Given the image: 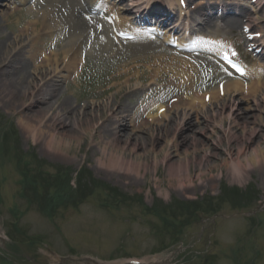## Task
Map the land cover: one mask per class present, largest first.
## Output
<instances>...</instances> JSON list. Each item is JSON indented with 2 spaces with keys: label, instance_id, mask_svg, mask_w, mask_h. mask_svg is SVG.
I'll return each mask as SVG.
<instances>
[{
  "label": "rangeland",
  "instance_id": "374dc122",
  "mask_svg": "<svg viewBox=\"0 0 264 264\" xmlns=\"http://www.w3.org/2000/svg\"><path fill=\"white\" fill-rule=\"evenodd\" d=\"M0 18L2 44L5 38L7 43L12 41L27 22L35 21L36 13L21 6ZM35 31L40 34L37 47L59 52L63 37L56 39L44 34L40 24H36ZM32 34L35 35L34 31ZM158 42L106 50L97 41L92 51L83 55L76 75L65 82L58 75L59 101L66 100L72 108H78L83 118L80 123L70 116L67 120L61 117L68 128L57 129L56 133L63 130L65 136L51 149L46 147L44 140L48 129L56 126L48 121L49 115L39 112L40 103L28 106L35 97L30 99L27 95L19 96L8 89H0V138L3 136L6 140H0L3 149L0 152V235L5 239H0V264H6V260L1 261L5 258L7 264H94L93 261L116 264L132 259L148 263L153 258L163 261L168 256L171 264H264V160L245 170L240 177L232 175L228 169V153L235 157L240 142H244L249 151L251 146H263L264 103L256 108L251 105L249 96V103L240 104L250 107L244 112L245 122L232 123L224 112L221 124L212 104L207 108L208 114L215 115L209 121L202 119L200 113L193 119V133L191 128L184 131L191 133L195 139L193 143L188 140L184 143L178 137L176 147L168 145L173 133L175 135L172 120L181 116V109L185 107L182 95L191 98V94L197 93L202 96L214 89L221 79H230L232 74L214 61L183 57L182 54L177 57ZM14 46L17 43L14 42ZM10 47L12 49L13 42ZM186 59L190 60L191 64L187 65L193 75L188 74L190 69L183 65ZM246 62L250 65L249 59ZM154 72L157 75L151 83ZM176 96L180 99L177 111L171 108L166 120L151 125L153 116L158 113L157 107L172 104L169 99ZM261 97L264 95H258V99ZM107 101L115 109L120 105L128 106L125 114L128 119L134 118L124 129L128 137L120 135L121 140L111 142V147L126 160L141 163L139 173L97 162L102 156L99 139L107 141L108 137L103 130L100 132L101 116L109 118L111 114L109 109H101L106 107L97 105ZM149 102L153 103L151 111L145 105ZM256 116H260L259 119ZM27 122L35 123L43 132L32 138ZM249 126L257 127L254 140L249 142L245 137L237 141L234 136L241 138ZM100 133L102 137H98ZM249 151L246 154L251 153ZM20 156L32 163L28 167L31 182L23 185L19 180L23 177L21 170L26 168L18 162ZM181 160L189 162V173L170 175L169 165ZM37 166H41V170H36ZM80 168L112 189H101L84 181L89 183V188L77 190L75 176ZM65 174L72 178L69 182L71 196L64 201L57 196L52 198L54 190L49 186L47 200L51 201V206L43 210L46 202L40 207V199L32 192L33 177L43 194L46 190H42V184H52ZM223 187L242 190L245 196L257 199L246 209H236L228 197L216 198ZM211 197L212 203L223 207L222 211L214 217L202 211L203 218L186 226L182 236L183 250L177 256L172 257L171 251L178 249L180 243L160 250L163 237L153 233L160 222L150 212H145L144 206L152 211L158 203L205 202ZM247 209L253 213H248ZM185 217L192 221L188 215ZM31 239L35 241L29 245ZM13 243L18 244L19 251L11 250ZM3 244L5 250L1 247ZM179 257L183 258L182 262Z\"/></svg>",
  "mask_w": 264,
  "mask_h": 264
},
{
  "label": "bare ground",
  "instance_id": "6f19581e",
  "mask_svg": "<svg viewBox=\"0 0 264 264\" xmlns=\"http://www.w3.org/2000/svg\"><path fill=\"white\" fill-rule=\"evenodd\" d=\"M150 1L151 0H146V2ZM171 1H168L169 6L175 7V4L173 5ZM174 3L180 8L177 0ZM23 5L31 12H34L37 9V13L40 12V19L30 23L27 22L28 24L19 30V33L12 39V41L7 43V40H5L6 38L2 40L4 42L0 44V89H8L10 93H17L19 96L27 95L30 99L35 97V100L28 106H32L34 102L38 104L40 103V106L38 107L39 112L43 113V116L49 115L48 121H51L56 126L48 129L49 134L44 140L46 147L51 149L53 144L62 141V138L65 136L63 130L68 128V125L66 126L65 122L62 121V118L67 120L70 116L72 120L74 119L76 122L80 123L82 120L81 118H83L81 117L82 114H80L78 108H72V105L66 100L59 101L58 95L61 92V87L58 86L56 83L57 80L54 77L63 73V75H61L62 80H67L76 75L80 68L83 55L92 51L97 37L100 38L101 43L106 48L110 49L116 45V43H122V40L115 37L108 23L104 20L105 18L91 16L92 11H104L110 7V10H114V6H109V3L106 0H11L10 3H4V6H7L10 10H15ZM147 6L149 8L146 7L143 8V10L156 9L153 5V0ZM195 8H200L201 10H198V30L212 31L199 33L195 28L198 34L188 36L187 44H184L186 43V38L184 37L175 41L174 44L182 45L185 49L190 48V50L193 51L198 50L201 52L202 57L206 59H212L210 57L211 54H218V50L221 47L215 45L216 41L223 46L230 44L226 39H232V37L224 39L222 33H233L237 28V25L240 27L243 24L247 27H252V29L255 30H251L250 32L252 33L258 31L264 34V2H262V0H254L253 3H250L249 5H245L243 2L238 3L237 0H209L208 3H206L205 0H200L199 5ZM164 9H162V13H166ZM189 9L190 7L188 10ZM138 10L140 9L138 8ZM143 10L140 12H143ZM214 10H216V12H222L219 16L222 25L217 24L216 17L213 16ZM257 10L260 14L254 21L250 14L256 15ZM251 11H253V13H251ZM192 12L195 13L194 10ZM106 13L107 11L102 12V14ZM225 14H229V16ZM118 16L119 21L116 25L119 28L121 25L127 26L126 21H128V19H125L119 14ZM36 24H40L43 30L53 36V38H59L62 36L66 38L60 50L62 58L58 57V52L45 51L41 49V47H37L40 43V34L35 31ZM175 27L176 24L172 26L173 29H175ZM143 28L144 27H140V29ZM140 29H137L136 27L134 30L137 35L141 36V38L137 39L135 42H148V36L150 33ZM30 31H34L35 35L32 34L33 36H31ZM170 39H172L170 36L164 38L165 41H169ZM175 39L176 38H174V40ZM20 41L26 42L23 43ZM12 42L13 47L10 49ZM14 42L17 43L16 47L14 46ZM7 49L8 53L5 54ZM36 59L37 61L35 62ZM183 65L185 67L187 63L184 62ZM156 75L157 74L154 72L152 78L153 76L155 78ZM246 78H248V81ZM128 79L129 78H127L125 82H127ZM37 81L39 82L37 83ZM154 81L155 79H153L152 82ZM180 83L182 84L184 81L181 79ZM205 94L209 95L208 102L205 101ZM262 94L264 95V66L259 62H253L252 65L246 66L244 76H236L231 80H227L222 88L208 90V92L204 93L202 96L197 95V93L191 94V98L182 95V104H184L185 107H182V111L180 110L181 116L176 117V120H172V132H175V135L173 133L172 139L169 140L168 145L172 144L176 147L178 145V137L181 138L184 143L187 140L193 143L195 139H193L191 133H193L194 129L191 127H194L193 119H195L200 113L202 119L204 118V120L207 121H209L208 119H211L215 114H218L220 116V124L222 123V114L224 112L226 118L228 120L231 119L232 123H236L239 120L245 122L247 116L244 112L250 110V107H241L240 104L243 102L249 103L247 98L251 96V105L258 108L260 104L264 103L263 97L258 99V95ZM225 98H227V100ZM179 103L180 100L174 103L176 111ZM212 104L215 105L214 108L216 109V112H214L215 114L212 113V115H210L208 114L207 108ZM97 106L106 107L101 109H109V114L111 113L109 118L101 116L103 122L100 126V132L103 130L105 134H108V137L107 141L104 138L99 139L102 146L100 150L102 156L97 160L98 164H107V166H111L115 169H123L125 171L139 173L141 170V163L126 160L122 154L115 152L113 147H111V142L114 141L116 143L117 140H121L120 135L124 137L126 136L124 129L131 125L130 121H133L134 119L133 117L128 119V115L125 114L128 111V106L120 105L116 109L113 107V109L109 101ZM146 109L151 111L153 109V103L146 105ZM57 110L62 114L61 116L57 114ZM161 117L166 120L168 112H163ZM259 117L260 116H256V119H259ZM39 121L41 120H37V122ZM158 121V116L154 115L151 125L157 124ZM114 124L115 126H112ZM26 125L32 133V138H36L39 132H43L42 129L39 130V127L36 128L35 123L31 125L27 122ZM242 126L246 129L244 123ZM59 127L63 130L56 133ZM190 128L192 130H190L191 133L185 134L184 131L189 130ZM256 135L257 127L249 126L247 133L241 135V138L240 136L234 137L237 141L243 140V138L246 137L249 142H252ZM98 137H102V133H100ZM257 143L259 144V142ZM239 147L240 148L237 150L235 157H233L231 153H228L230 158L228 162L229 172L237 177H240L248 168L257 165L258 162L264 160V144L262 147L259 145L251 146V153L248 154L246 153L249 151V148L247 145H244V142H240ZM187 160H181L178 163L170 164L168 169L169 174L176 176L188 174L189 162ZM95 264L109 263L96 262Z\"/></svg>",
  "mask_w": 264,
  "mask_h": 264
},
{
  "label": "trees",
  "instance_id": "16d2710c",
  "mask_svg": "<svg viewBox=\"0 0 264 264\" xmlns=\"http://www.w3.org/2000/svg\"><path fill=\"white\" fill-rule=\"evenodd\" d=\"M5 140V137H4ZM63 172V171H62ZM60 173V172H59ZM28 173L24 174V183H28L29 181L31 182V176H27ZM36 179L35 177H33L32 179V192L33 194L40 199V204L39 206L41 207V205H43L44 202H46L45 205H43V210H46V207L51 206V201H48L47 198L49 197V192L48 187H52L54 190V194H51L52 198L57 196L58 198H60L61 200L64 201V199H68L69 197L67 196H71L72 192V188L69 185V177L68 174H65L64 176H61L60 178L55 179V181H53V183L51 184L50 182H47L46 184H42V190H46L43 194H41V192L38 190V185H35ZM92 183L96 186H99V188L101 189H108L111 190L112 188L105 185L104 183H100L96 180H94L93 178H91L90 176L87 175V172L83 169L79 172L78 177H77V190H85L89 188V183ZM92 191V190H89ZM255 192V190H252ZM225 193V194H223ZM114 194H117V192H115ZM80 196V195H79ZM228 197L229 202L235 206H248L251 198L245 196L244 193H242V190L239 189H228L223 187L221 190V194L218 196L220 200H223L224 198ZM213 200V198H209L207 201L205 202H185V203H181V202H177L176 204L173 205H161V203L156 204L157 208L160 211V215L162 217V222H164L166 225H171L174 221H175V214H179L180 216H182V214L184 216H189L191 218H197L195 216V212L197 211H203L204 213L207 214H213L215 213L218 209H219V205H216L214 203H212L211 201ZM215 200V199H214ZM222 202V201H221ZM205 204H207L205 206ZM218 204V202H217ZM155 208L156 211H158V209ZM178 216V215H177ZM166 227V226H165ZM174 229H176L177 226H172Z\"/></svg>",
  "mask_w": 264,
  "mask_h": 264
},
{
  "label": "snow or ice",
  "instance_id": "6c2138e0",
  "mask_svg": "<svg viewBox=\"0 0 264 264\" xmlns=\"http://www.w3.org/2000/svg\"><path fill=\"white\" fill-rule=\"evenodd\" d=\"M233 55H235V53H233ZM224 59H225V60H228V62L232 65V67H233L237 72L241 73L242 75L245 73V69L242 68V67H240L239 65L233 63L227 55L224 56Z\"/></svg>",
  "mask_w": 264,
  "mask_h": 264
}]
</instances>
